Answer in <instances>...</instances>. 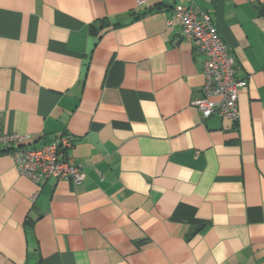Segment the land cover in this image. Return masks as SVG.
Listing matches in <instances>:
<instances>
[{
    "label": "crops",
    "instance_id": "obj_1",
    "mask_svg": "<svg viewBox=\"0 0 264 264\" xmlns=\"http://www.w3.org/2000/svg\"><path fill=\"white\" fill-rule=\"evenodd\" d=\"M137 1L0 0L1 131L70 135L85 173L38 188L0 154V264H264V0ZM178 5L247 81L235 123L192 105Z\"/></svg>",
    "mask_w": 264,
    "mask_h": 264
},
{
    "label": "built area",
    "instance_id": "obj_2",
    "mask_svg": "<svg viewBox=\"0 0 264 264\" xmlns=\"http://www.w3.org/2000/svg\"><path fill=\"white\" fill-rule=\"evenodd\" d=\"M145 1L138 0L137 5L142 6ZM173 13L179 23V39L190 42L204 57L203 97L192 105L206 120L216 116L237 122L238 93L247 86V81L236 77L235 60L211 16L195 6L178 5ZM73 143L72 136L62 135L51 144L32 145L27 135L2 132L0 114V154L8 155L18 174L38 188L49 181H68L74 185L84 181L83 169L69 156Z\"/></svg>",
    "mask_w": 264,
    "mask_h": 264
},
{
    "label": "water",
    "instance_id": "obj_3",
    "mask_svg": "<svg viewBox=\"0 0 264 264\" xmlns=\"http://www.w3.org/2000/svg\"><path fill=\"white\" fill-rule=\"evenodd\" d=\"M209 124H212L213 125V127H220V123L222 122V118H220V117H211L210 119H209Z\"/></svg>",
    "mask_w": 264,
    "mask_h": 264
},
{
    "label": "trees",
    "instance_id": "obj_4",
    "mask_svg": "<svg viewBox=\"0 0 264 264\" xmlns=\"http://www.w3.org/2000/svg\"><path fill=\"white\" fill-rule=\"evenodd\" d=\"M152 9H153V8H151V9L149 10V12L153 11ZM142 15H143V14H142Z\"/></svg>",
    "mask_w": 264,
    "mask_h": 264
}]
</instances>
